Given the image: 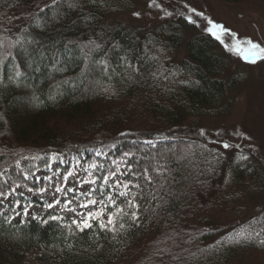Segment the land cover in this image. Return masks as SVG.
Instances as JSON below:
<instances>
[{
	"label": "trees",
	"instance_id": "trees-1",
	"mask_svg": "<svg viewBox=\"0 0 264 264\" xmlns=\"http://www.w3.org/2000/svg\"><path fill=\"white\" fill-rule=\"evenodd\" d=\"M27 1L0 0V173L9 168L0 190L23 179L8 148L66 149L96 164L91 175L97 191L91 197L98 202L107 203L110 191L116 196L110 184L100 186L119 166L125 175L117 176L132 180L139 218L117 214L115 232H80L66 219L14 221L13 205L0 203V264H34L33 250L51 264H236L242 250L264 251L253 223L232 230L213 223L214 213L225 214L222 202L230 204L228 213L238 212L245 190L264 191V167L253 158L235 160L234 152L215 158L204 143L185 152L173 146L184 142L181 136L169 135L182 117L230 107V100L222 101L228 86L240 80L225 81L228 60L216 39L194 34L186 60L177 63L164 60L161 50L176 51L184 31H194L184 19L159 28L165 42L158 36L141 41L136 30L101 25L123 8V0H51L18 13ZM68 123L73 127L64 133ZM155 162L169 173L154 171ZM47 165L42 158L40 167ZM123 200L117 204L130 213Z\"/></svg>",
	"mask_w": 264,
	"mask_h": 264
},
{
	"label": "rangeland",
	"instance_id": "rangeland-1",
	"mask_svg": "<svg viewBox=\"0 0 264 264\" xmlns=\"http://www.w3.org/2000/svg\"><path fill=\"white\" fill-rule=\"evenodd\" d=\"M50 1L28 0L24 2L18 13L30 10V6H28L30 3L38 2L44 6ZM123 2L121 10H115L101 20L102 26L109 29L116 26H124L136 30L141 41L147 36L152 38L162 37L158 33L159 28L166 25L170 20L184 19L194 27H192L194 31H184V41L176 51L160 47L162 53L165 54L164 60L167 58L174 59L177 63L185 61L187 58L185 52L186 44L194 34L208 35L214 39L215 37L205 30L209 27V20L224 25L225 28L230 30L231 34H234L222 35L219 40L215 38L217 48L224 52L228 60V67L223 72L225 81H230L233 78L240 80V83L235 84L233 88L228 86L222 101L224 103L226 100H230V107L221 114L218 111L220 108L212 107L206 108L209 114H204L201 118L182 117L183 121L175 128H172V132L169 135L181 136L180 138L184 142L173 144V146L185 152H189L190 148L196 147L197 144L204 143L202 147L208 152L215 154V158H218L216 154L218 152L227 155H233L234 152L236 153L234 156L235 160L253 158L264 167V59L257 60L256 63H250L243 58L245 52L237 50L239 47L246 51L247 46L242 42L249 39L264 46V0H239L237 2L225 0H156V4H152L151 0H123ZM157 4L159 5L158 7L156 6ZM192 9L196 11L193 12ZM134 13H139V16L134 15ZM198 13H203V15H198ZM189 17L195 23L190 22ZM7 23L12 24L15 28L20 25L17 22L14 23V21ZM163 41L165 42L166 39L164 38ZM126 121L129 123L128 120ZM134 123L141 122L137 121L129 124ZM63 126L65 129L64 133H70L69 131L72 129L73 124L68 123V125L64 124ZM201 131H203V135H201ZM96 135L87 136L99 139L100 137H96ZM225 143L231 145V147L224 148L223 145ZM29 146L39 145L30 144L21 150H17L18 148H13V150L8 148L7 150L8 153L11 152L12 162H16L20 173L23 174V179L13 182L6 191L10 193L12 188H16L15 193L9 195L7 199L0 197L5 206L10 207L13 205L15 212L12 215V219L14 221H26L33 216L46 218L50 215H55L72 222L74 219H81V213L94 212L101 207L98 203L97 205H90L88 209L79 207L80 203L89 198L80 196V193H87L91 188L97 187V181L91 175L95 167H90V165L95 163L90 162L81 153L70 154L66 149L42 152V150L37 148H27ZM25 148L31 153H26L28 151ZM54 154H58L59 159L53 158ZM42 158L48 159V165L43 167L45 169L40 167ZM153 166L154 171L169 173L168 168L160 162H155ZM8 170L9 168H5L1 172L4 174L3 176L8 173ZM68 172H72L74 176L69 177L65 181L63 178ZM46 177L50 179H45ZM82 179L95 180L96 183L82 185L78 183ZM115 179L113 177L107 183L111 185L115 183ZM193 186L198 187L195 182L192 183ZM56 187H60L63 190L73 187L77 188L78 191L75 195L79 196V199H74L73 193H68L67 197H65L64 191H62L56 193V197L61 200V204L55 205V202L50 197L55 192ZM40 188L45 189V191L43 193L38 192ZM29 189H32V191L29 192ZM251 191L245 190L243 192L245 198L244 202L240 203L236 209L238 212L232 211L228 213L231 209L229 207L230 204L222 202L225 214L220 212L213 214L214 226L232 230L245 223H253L255 226V228H252L253 233L256 237H261V240L264 239L262 236L264 232V191L262 193L256 190ZM65 199L72 200L68 208L64 206ZM17 201L19 203H16ZM46 202L53 203L54 208L46 209L44 207ZM29 205H31L28 208L29 214L24 215L23 207ZM69 208H75L76 211H69ZM17 213H20V215L17 216ZM103 218L107 220V212H105ZM261 225H263V229L257 231L256 228H260ZM243 233L241 232L240 234ZM218 240L221 239L218 238ZM248 251L247 249L241 251L243 252L242 257L236 259V264H264L263 250ZM37 254L38 250L30 252V256L35 257L32 261L34 264H51L48 260L37 259ZM154 257H151V259ZM167 259L170 260L171 258L168 257Z\"/></svg>",
	"mask_w": 264,
	"mask_h": 264
},
{
	"label": "snow or ice",
	"instance_id": "snow-or-ice-1",
	"mask_svg": "<svg viewBox=\"0 0 264 264\" xmlns=\"http://www.w3.org/2000/svg\"><path fill=\"white\" fill-rule=\"evenodd\" d=\"M53 3H55V0H53ZM152 4H156V0H151ZM151 6V4H150ZM157 7L159 6L158 4L156 5ZM193 12H195V9H192ZM134 15L139 16V13H134ZM170 15V13H169ZM198 15H203V13H198ZM189 21L192 23H195V21L191 20V17H189ZM209 27H207L205 30L212 35L213 37H215L216 39H221L222 35H229L230 30L225 28L224 25L216 23L215 21L209 20ZM234 35V34H231ZM244 44H246L247 46V50L245 51V49L243 48H237L238 51H242L245 52L243 58L250 62V63H256L257 60H261L264 59V46H262L260 43L254 42L252 40H247L245 42H242ZM203 131H201V135H203ZM148 143H151L150 141ZM224 148H229L231 147V145L225 143ZM129 155L128 153H125V156ZM55 159H59L58 154H54ZM242 158H246V157H242ZM90 167L94 168L96 167L95 164L90 165ZM129 168V173L132 176H135L136 173L135 172H131V166H128ZM146 172V170H145ZM117 173H120V169L119 166H117L115 171L110 172L108 175L103 177V180L105 181V185H101L100 187L103 188L107 185V182L115 177V183L111 184L110 187L112 189V191L116 192V196L113 197L112 192L110 191L109 194L107 195V203L104 202L103 199H101L99 202L95 199H91L90 197L92 196V194L94 192L97 191L96 188H91L87 193H80V196H87L89 197L86 201H84L83 203L79 204L80 208L83 209H88L90 205H97V203H99L101 205V207L96 210V211H88L86 213H81V219L76 220L74 219L71 223L74 224L76 226V229L80 232H85L86 230H91L94 227H98L99 230L101 232H108V231H113L115 232L117 229L115 227L116 224V216L117 214H121V215H128L129 218L133 221L137 220L139 218L138 216V212L136 211V209H139L140 205L138 203H136V194L131 192V187L130 185H132V180L131 179H125V180H121L118 176ZM4 174L0 173V177H2ZM121 176L125 175V173H120ZM74 174L72 172H68L67 175L64 176V180L67 181L69 179V177H73ZM27 178V177H25ZM45 179H50L48 177H46ZM149 180H151V177H148ZM6 183V181H5ZM78 183L80 184H95L96 181L95 180H89V179H82L80 181H78ZM135 187H139V185H134ZM19 187V186H17ZM32 189H29V192H31ZM45 191V189L40 188L38 189V192L43 193ZM64 191L65 197H67L68 193H73V198L74 199H79V196H76L75 194L77 193L78 189L73 187V188H68L67 190H63L60 187H56L55 192L53 194H51L50 199H52L55 202V205H60L61 204V200L58 199L56 197V193H60ZM16 192V188H12L11 192H5L3 190H0V197H3L4 199H7L9 195L13 194ZM131 195V199H128V197ZM123 197V203L125 204V206L129 209H132V211L130 213H125L124 209L119 207V205L117 204V201L119 200V198ZM0 203H3L2 200H0ZM16 203H19V201H17ZM72 200H68L65 199L64 201V206L66 208H68L69 205H71ZM31 207V205L27 206V207H23V213L24 215H28V208ZM44 207L46 209H52L54 208V204L53 203H49L46 202L44 204ZM110 207H115V212L113 211H108V209ZM69 211L75 212L76 209L75 208H69ZM107 211V220H105L103 217L105 215V212ZM20 213H17V216H19ZM33 219H36L37 217L33 216ZM62 217L60 216H55V215H50L48 216L47 220H44L43 223H48L50 220L51 221H58L61 220ZM95 221V225L94 222ZM21 223H23V221H21ZM67 227L71 228V225H66ZM124 225L121 224L120 228L123 229ZM96 235H99V233H96ZM219 243V242H218ZM264 243V242H262ZM69 247H71L69 245Z\"/></svg>",
	"mask_w": 264,
	"mask_h": 264
}]
</instances>
